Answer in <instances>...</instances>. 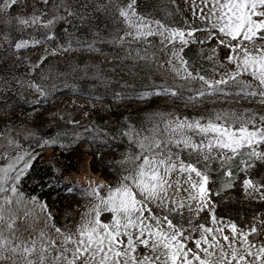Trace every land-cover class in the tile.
<instances>
[{"label": "snow or ice", "instance_id": "snow-or-ice-1", "mask_svg": "<svg viewBox=\"0 0 264 264\" xmlns=\"http://www.w3.org/2000/svg\"><path fill=\"white\" fill-rule=\"evenodd\" d=\"M37 2L49 4V0ZM183 2L191 10V16L201 23L174 27L155 19L151 13H141L139 0H97L92 10L121 25L118 34L109 38L89 23L90 19H96L87 11L91 0H74L79 5L75 11L67 0L58 3L54 0L50 9L39 12L33 5L31 14L12 11L26 6V0H0V27L7 29L15 24L16 31L21 33L15 42H10L6 31L0 34V48L7 43L12 54L18 55L20 50L56 42L51 49L43 48L35 62L24 57L34 70L52 55L79 49L103 56L100 44L114 48L127 45L122 56L112 59L153 60L160 67L167 65L176 78L199 80L201 86L187 97L188 102L204 97L234 98L236 102L264 106V0ZM170 3L177 12L181 11L177 0ZM73 21L87 28L92 38L73 39L74 31L65 27L66 39L60 42L55 31L57 24L63 22L78 30ZM29 29L34 32L42 29L40 38L31 33L23 36ZM197 33L204 35L200 37ZM151 37L158 38L163 63L149 51L153 47ZM213 40L216 44L205 58L216 64L217 49H227L224 60L219 62L223 71L216 75L214 67L211 78L194 74L183 55L185 49ZM132 44L141 47L133 49ZM198 54L203 56L204 49ZM17 83L23 87L20 81ZM28 87L37 93L36 104L41 103L40 96L48 95L39 85ZM179 91L163 86L141 93L138 99L177 97ZM52 115L63 119L58 113ZM124 135L131 137V131ZM49 143L56 145L55 140L44 141V145ZM138 147L134 167L116 185H90L95 202L74 231L66 232L51 225L55 236L47 231L51 213L45 204L29 200L33 208L22 214L20 211L24 199L18 184L31 166L32 155L25 153L29 161L18 155L6 168H0V264H264V239H258L264 237V219L253 217L249 227L240 229L235 223L218 218L211 196L220 195V190L213 192L209 188L215 163L218 165L215 170L224 177L222 189L232 188L239 174L244 173L241 189L245 197L264 201V180L251 175L257 165H264V112L255 108L213 109L207 117L162 116L161 124L150 136L141 137ZM21 162L23 166L17 168ZM101 189L105 194L101 195ZM154 209L162 215H157ZM205 210L209 214L208 223L197 222ZM105 213L110 214L107 221L101 220ZM185 213L187 226L173 223L170 218L176 214L183 220ZM41 218L44 226L35 227ZM189 240L192 247H188ZM141 247L143 253L138 251Z\"/></svg>", "mask_w": 264, "mask_h": 264}, {"label": "rangeland", "instance_id": "rangeland-1", "mask_svg": "<svg viewBox=\"0 0 264 264\" xmlns=\"http://www.w3.org/2000/svg\"><path fill=\"white\" fill-rule=\"evenodd\" d=\"M53 2L54 0H49V4L46 6L43 3H38L37 0H26V6L22 9L13 8L12 11L31 14L33 5L39 12L50 9ZM55 2L58 3L59 0H55ZM67 2L73 6L74 11L79 9V5L74 3V0H67ZM96 2L97 0H91L88 5L87 11L91 13V16L96 17L94 20L90 19L89 23L97 30H102V35L111 38V35L118 34L117 29L121 25L112 23L104 13L93 11ZM177 3L181 9L179 12L175 10L170 0H139L138 10L145 14L151 13L155 19L174 27L201 23L191 16V10L183 0H177ZM166 12H170L171 15H166ZM73 23L77 25L78 30H74L63 22L57 24L55 31L60 36V42L66 39L63 33L65 27H68L69 32L74 31L73 39L75 37L92 38L87 28L80 27L78 21H73ZM5 31L10 36V42H15L21 35L16 31L15 24L7 29L0 27V34ZM42 31L41 29L34 32L29 29L23 33V36L27 37L31 33L36 38H40ZM203 35L204 33H197V36L202 37ZM150 39L153 41V47L149 51L155 53L160 63H163L164 56L159 51L158 38L151 37ZM55 43L41 45L34 49H23L18 55L12 54L7 43H4L0 48V56L3 57L0 59V168H6L18 155H23L24 160L29 161V156L25 153H30L32 155L29 161L30 165L34 159L38 158L39 161L52 165L69 189L76 186L84 189L90 195V198L74 206L71 210L65 213L57 212L56 217L47 207V212L51 213L47 231L52 236L56 235L51 227L53 224L66 232L75 230L84 213L95 202V197L89 192L90 185L91 187L101 183L116 185L134 167V158L140 151L138 141L141 137L152 134L153 129L161 124L162 116L207 117L213 109L217 111L236 109L239 111L255 108L257 111L264 112V106L244 101L236 102L234 98L225 100L224 98L204 97L196 102H188L187 97L200 88L199 80L187 81L176 78L174 73L169 71L167 65L160 67L153 60L134 62L112 59L116 55L122 56L127 45L124 48H114L109 44H100L98 47L104 53L103 56L79 49L52 55L34 70L24 59V57H28L35 62L43 48L51 49ZM215 44V40L205 45L193 44L196 49L190 52L189 68L194 74L199 73L211 78L214 75V67L216 75L223 71L219 62L224 60L227 49L223 47L217 49L216 64L205 58L208 55V50ZM139 47L141 45H131L133 49ZM201 48L204 49L203 56L198 54ZM5 52L7 55H4ZM96 65L99 67H95ZM74 68L75 71H73ZM17 81H20L23 87ZM29 84L39 85L48 93L46 98L39 97L40 104L35 103L37 93L28 87ZM163 86L179 89L178 96H152L145 100L138 99L141 93ZM153 99L155 104L151 103L150 105L149 102ZM212 99H216L217 102L211 103ZM113 110L118 114L113 113ZM53 113H58L63 119L52 115ZM100 116L104 118L103 122L106 126H103V122L99 119ZM116 116H120V119H117ZM53 124H57L58 128L46 132L45 128ZM129 131H131V137L124 135ZM136 133L140 135L137 136ZM10 140L15 143L10 144ZM52 140L56 141L55 146L51 143L44 145V141ZM59 145L65 146L64 148L67 149L74 164V167L68 171L64 170L67 167V161L59 155V150L56 149ZM94 155L96 165L101 167L99 171H94L92 168L91 162ZM184 158L187 159L186 156ZM22 166L23 162L18 164L17 168ZM212 167V182L217 184L219 181L216 191L220 190L221 196L225 199H248L243 191L235 193V184L232 188L222 189L224 177L215 170L217 164L214 163ZM251 174H253V170ZM255 174L257 180H264V171L256 170ZM111 179L115 180L114 184H111ZM20 183L21 180L18 190L23 194L24 199V203L19 206L21 214L33 208V205L28 203L29 200H35L47 206L44 199L38 195L24 192L20 188ZM103 194H105V190L101 189V195ZM211 201L215 204L212 196ZM154 211L157 215H162L159 211L155 209ZM216 216L235 223L230 218L217 214ZM173 217H170L173 219V223H184L187 226V213L183 220L177 215L179 222ZM254 217L264 219V208ZM109 219L110 214H102L101 220ZM208 221L209 218L206 217L201 223H208ZM252 223L253 219L245 225L235 224L240 229H246ZM43 226L44 219L41 218L35 227ZM24 234L27 235V233ZM258 239H264V237ZM188 247H192L191 240L188 242ZM138 251L143 253L144 249L141 247Z\"/></svg>", "mask_w": 264, "mask_h": 264}, {"label": "trees", "instance_id": "trees-1", "mask_svg": "<svg viewBox=\"0 0 264 264\" xmlns=\"http://www.w3.org/2000/svg\"><path fill=\"white\" fill-rule=\"evenodd\" d=\"M194 45H190L185 49L183 53L188 61L191 59L190 52L194 50ZM160 97V96H159ZM156 99V98H155ZM155 104L154 99L149 102L151 105ZM113 113L118 114L115 110ZM118 117V118H117ZM117 119H120V116H116ZM101 122L105 121L103 117H99ZM103 126H106L103 122ZM58 128L57 124L47 126L45 128L46 132L54 131ZM56 149L59 150V155L67 161V167L64 170L68 171L74 167V164L71 160L70 154L67 152L66 148L57 146ZM95 155L92 158V168L94 171L101 170L100 166H97L95 163ZM218 167V165H217ZM259 167V168H257ZM255 170H253L252 177H256V170L264 171V165H257ZM234 171L235 167L233 165ZM244 173H240L235 181V193H240L241 189V180L244 178ZM110 179V178H109ZM111 184H114L115 180L111 179ZM217 184L211 182L209 184L210 189L213 192H216ZM20 188L28 193L38 195L40 198L44 199L47 204L48 209L52 212L54 217L57 216V212L65 213L71 210L74 206L81 204L86 199L90 198V195L85 192L84 189L74 186L72 189H69L68 185L62 182L61 175H57L54 170V167L50 164L43 163L39 161L38 158L34 159L32 165L28 172L22 177ZM212 199L216 204L215 212L218 216L227 217L233 220L239 225H245L251 222L253 217L264 208V201L253 200V199H225L221 195H212ZM174 220L179 222L177 215H173ZM208 217V211L200 213L199 220L201 222L204 218Z\"/></svg>", "mask_w": 264, "mask_h": 264}]
</instances>
